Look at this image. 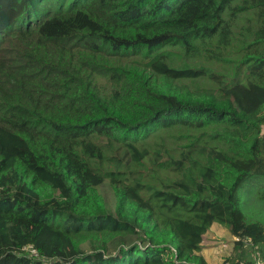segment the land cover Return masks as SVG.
Masks as SVG:
<instances>
[{
	"label": "trees",
	"instance_id": "1",
	"mask_svg": "<svg viewBox=\"0 0 264 264\" xmlns=\"http://www.w3.org/2000/svg\"><path fill=\"white\" fill-rule=\"evenodd\" d=\"M263 126L264 0H0V264L264 263Z\"/></svg>",
	"mask_w": 264,
	"mask_h": 264
},
{
	"label": "rangeland",
	"instance_id": "2",
	"mask_svg": "<svg viewBox=\"0 0 264 264\" xmlns=\"http://www.w3.org/2000/svg\"><path fill=\"white\" fill-rule=\"evenodd\" d=\"M247 26L248 24L246 20L243 19L237 21V23L232 27V38L234 40H237L243 34L244 37L240 42L235 41V44L233 45V47H231L230 52L224 56L226 62H220L217 65L212 66V71L220 73L223 76H226L227 78L233 76L235 71H237V63H239V61L246 55V51H244V49L246 48L247 44V40L245 39ZM222 55L218 57L221 58ZM118 62L121 63L123 66L133 67L130 61ZM116 63V61L106 59V64ZM261 130L262 134H264V126L261 128ZM98 192L104 200L107 212L113 213L115 209V197L110 184L105 181L102 185L99 186ZM245 210L246 215H248L249 217L254 218V216H257V206L253 198L248 199L245 205ZM251 212H253L252 216ZM209 230L210 231L208 233L207 238L204 239V247L210 246L208 248H213L211 246L214 245V247L219 250V253H217L216 256L220 258L219 262H222L221 264H239L240 262V264H264L263 259L261 257V252L258 249L251 250V247L248 244H245L242 248L240 246H237L236 241L232 239L231 234L225 227L213 223ZM81 247L88 251V243L81 245Z\"/></svg>",
	"mask_w": 264,
	"mask_h": 264
},
{
	"label": "crops",
	"instance_id": "3",
	"mask_svg": "<svg viewBox=\"0 0 264 264\" xmlns=\"http://www.w3.org/2000/svg\"><path fill=\"white\" fill-rule=\"evenodd\" d=\"M210 230H208L206 232V234L203 236V240H202V250L200 252V254L202 255V257L206 260V262L208 264H221L222 262L220 261V258L216 256L217 253H219V250H217L214 245L211 246L213 248H208L210 246H205L204 247V239L207 238L208 233ZM232 236V235H231ZM233 239V236H232ZM213 243V242H212ZM206 250V251H205ZM222 259V258H221Z\"/></svg>",
	"mask_w": 264,
	"mask_h": 264
},
{
	"label": "built area",
	"instance_id": "4",
	"mask_svg": "<svg viewBox=\"0 0 264 264\" xmlns=\"http://www.w3.org/2000/svg\"><path fill=\"white\" fill-rule=\"evenodd\" d=\"M233 240L234 241H239V239L238 238H236V237H233ZM29 250L34 256H37V254H36V251L34 250V249H32L31 247H28V248H26L25 250Z\"/></svg>",
	"mask_w": 264,
	"mask_h": 264
}]
</instances>
